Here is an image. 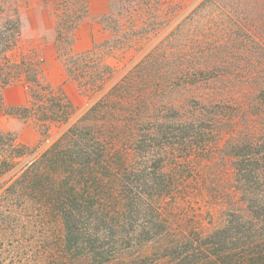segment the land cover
<instances>
[{"label": "trees", "instance_id": "1", "mask_svg": "<svg viewBox=\"0 0 264 264\" xmlns=\"http://www.w3.org/2000/svg\"><path fill=\"white\" fill-rule=\"evenodd\" d=\"M42 1L69 40L87 1ZM119 1L121 15L128 0ZM191 13L203 24L179 22L124 73L104 53L139 51L138 21L116 45L68 47L67 80L89 101L80 109L17 54L20 6L0 0V85L30 87V104L16 111L36 117L44 137L30 148L0 132V264H264V0H200ZM166 89L188 96L165 101ZM52 125L62 128L43 145ZM218 157L234 188L221 224L175 227L164 204L183 186L182 164L193 171ZM29 212L36 240L20 245L11 238Z\"/></svg>", "mask_w": 264, "mask_h": 264}, {"label": "rangeland", "instance_id": "2", "mask_svg": "<svg viewBox=\"0 0 264 264\" xmlns=\"http://www.w3.org/2000/svg\"><path fill=\"white\" fill-rule=\"evenodd\" d=\"M86 1L85 15L74 28L72 37L69 36V40H66L65 35H60L58 31V11L53 6L44 4L42 0H18L21 35L17 54L25 53L36 60V66L41 69L43 83L48 84L50 88L61 90L80 109L86 107L89 101L86 102V99L77 95L78 87L74 81L67 80L64 58L68 47L76 52L96 46L100 49L103 44V47L110 43L116 45L112 43L114 35L123 31L132 34L129 29L130 21H138L137 26L142 34L138 45L144 43L139 51L136 48H121L104 53V61L119 70V73H124L154 49L159 39L179 22L183 27L193 23L203 24L198 17L187 18L200 0H128L121 15L119 0ZM134 8H139L138 13ZM128 11L133 12L132 17L128 16ZM119 19L122 20L123 29L120 33H116V22ZM227 23L233 25V22ZM203 29L211 32L206 26ZM159 30L160 33L153 37L155 31ZM185 96H188L187 92L181 89L173 91L166 89L164 100L183 101ZM29 102L30 87L24 82L0 85V132H9L17 142L35 148L44 139L41 135L43 128L40 122L32 115L23 116L16 111L29 105ZM61 128L52 125L51 137L43 145L48 144ZM192 165L193 171H189L188 165L182 164L185 175L183 186L176 191L174 199L171 201L167 199L169 201L164 204V213L175 227L182 229L201 227L202 231L207 233L221 224L220 213L234 193L233 172L229 165L224 166L219 157L210 162L195 161ZM25 215H29V218L23 220V223L21 221L17 223V225L22 224L23 228L17 227V236L10 237L12 240L19 237L20 245L27 240H36V218L30 212ZM20 229L24 231L21 233ZM55 229L59 230V227L56 226ZM20 249L24 250V254L20 257L25 256V252L29 253L24 247ZM21 263H13L12 258L5 259V264Z\"/></svg>", "mask_w": 264, "mask_h": 264}]
</instances>
